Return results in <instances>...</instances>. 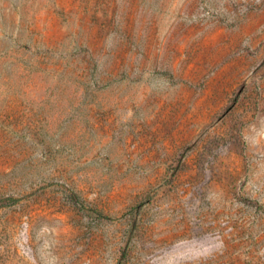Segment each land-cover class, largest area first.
<instances>
[{"label": "rangeland", "instance_id": "obj_1", "mask_svg": "<svg viewBox=\"0 0 264 264\" xmlns=\"http://www.w3.org/2000/svg\"><path fill=\"white\" fill-rule=\"evenodd\" d=\"M0 264H264V0H0Z\"/></svg>", "mask_w": 264, "mask_h": 264}, {"label": "trees", "instance_id": "obj_2", "mask_svg": "<svg viewBox=\"0 0 264 264\" xmlns=\"http://www.w3.org/2000/svg\"><path fill=\"white\" fill-rule=\"evenodd\" d=\"M71 197H72V199H73L74 202H76L77 204H79V205H80L84 210H86L88 213L91 214L92 211H94L93 209H90V208H88V207H85V204L82 203V202L79 200L77 194H75L74 192L71 193Z\"/></svg>", "mask_w": 264, "mask_h": 264}]
</instances>
